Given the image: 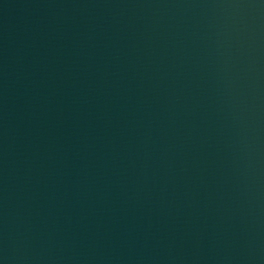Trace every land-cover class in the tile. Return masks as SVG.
Masks as SVG:
<instances>
[{
	"label": "water",
	"instance_id": "water-1",
	"mask_svg": "<svg viewBox=\"0 0 264 264\" xmlns=\"http://www.w3.org/2000/svg\"><path fill=\"white\" fill-rule=\"evenodd\" d=\"M0 264H264V0H0Z\"/></svg>",
	"mask_w": 264,
	"mask_h": 264
}]
</instances>
